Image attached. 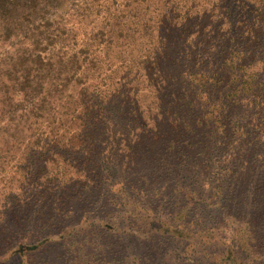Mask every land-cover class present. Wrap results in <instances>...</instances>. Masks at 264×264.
<instances>
[{"label": "rangeland", "instance_id": "374dc122", "mask_svg": "<svg viewBox=\"0 0 264 264\" xmlns=\"http://www.w3.org/2000/svg\"><path fill=\"white\" fill-rule=\"evenodd\" d=\"M98 1L109 9L66 19V42L77 36L80 44L81 28L100 32L90 40L103 34L105 44L132 30L134 2ZM156 2L143 3L144 19ZM228 7L219 10L226 16ZM210 35L202 43L205 68L218 41ZM199 46L193 41L191 54L201 56ZM123 48L129 57L131 47ZM244 50L245 62L261 71L249 66L263 96L252 98L249 111L231 106L224 134L192 129L172 149L164 132L140 137L135 152L102 166V155L88 162L77 144L86 164L71 177L37 134L0 129V264H264V40ZM74 124L64 129L78 140Z\"/></svg>", "mask_w": 264, "mask_h": 264}, {"label": "trees", "instance_id": "16d2710c", "mask_svg": "<svg viewBox=\"0 0 264 264\" xmlns=\"http://www.w3.org/2000/svg\"><path fill=\"white\" fill-rule=\"evenodd\" d=\"M123 1L134 2L128 14L137 19L123 39L105 44L101 34L96 42L90 39L100 32L81 28L78 44L77 36L69 42L63 36L66 19L79 11L97 17L109 7L98 0H0V129L37 134L71 177L86 164L75 154L77 144L88 162L102 155L99 166L161 132L172 149L192 129L224 134L231 106L249 111L252 98L263 96L253 77L260 70L245 62L244 48L264 40V0H156L145 19L148 0ZM224 4L232 7L226 16L219 10ZM213 32L218 41L205 68L209 51L202 43ZM193 41L201 56L191 54ZM124 45L131 47L127 58ZM72 123L78 140L66 135Z\"/></svg>", "mask_w": 264, "mask_h": 264}]
</instances>
